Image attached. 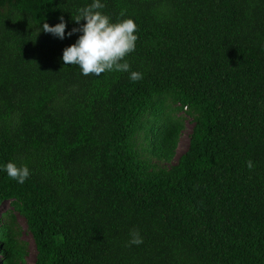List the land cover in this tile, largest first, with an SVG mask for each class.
<instances>
[{
	"label": "trees",
	"instance_id": "obj_1",
	"mask_svg": "<svg viewBox=\"0 0 264 264\" xmlns=\"http://www.w3.org/2000/svg\"><path fill=\"white\" fill-rule=\"evenodd\" d=\"M92 2L0 0V208L26 219L35 264H264V0H101L138 26V81L64 64ZM60 17L64 39L43 31ZM180 112L189 145L162 166ZM3 216L1 263L22 264L16 214Z\"/></svg>",
	"mask_w": 264,
	"mask_h": 264
},
{
	"label": "clouds",
	"instance_id": "obj_2",
	"mask_svg": "<svg viewBox=\"0 0 264 264\" xmlns=\"http://www.w3.org/2000/svg\"><path fill=\"white\" fill-rule=\"evenodd\" d=\"M105 5L101 0L93 2L78 10V14L73 20L79 24L81 20L86 23L80 27H74L67 33L68 36L76 32H82L77 41L66 47L63 51V62L65 65L79 66L82 74L87 76L93 74L99 76L105 72L118 71L129 72L130 65L126 57L135 50L137 24L133 19H123L119 22H112L111 18L104 14L100 9ZM124 13H121L123 16ZM66 22L60 17V23L52 26L48 23L43 24V31L65 38ZM132 81L143 78V74L138 71H130ZM249 169L254 167L252 161L247 162ZM7 175L23 183L30 175L27 166H18L14 162H8L5 166ZM129 245H139L143 243V238L139 231L133 229L130 233Z\"/></svg>",
	"mask_w": 264,
	"mask_h": 264
},
{
	"label": "rangeland",
	"instance_id": "obj_3",
	"mask_svg": "<svg viewBox=\"0 0 264 264\" xmlns=\"http://www.w3.org/2000/svg\"><path fill=\"white\" fill-rule=\"evenodd\" d=\"M178 116H182L185 118V128L181 133L179 145L176 151V155L171 163H165L162 162V166H170L173 163H176L179 159V157L187 150L189 145V136L193 127V120L188 114L185 112H180ZM12 211L16 214V226L17 230L20 231V239L26 243L27 246V256L25 259V262L22 264H35L36 261V254H37V248L34 242V238L31 234V232L28 230L26 219L20 215L18 212L14 210V207L10 202H5L1 208H0V221L4 220L3 212H9ZM1 223V222H0ZM2 255L0 254V264Z\"/></svg>",
	"mask_w": 264,
	"mask_h": 264
}]
</instances>
